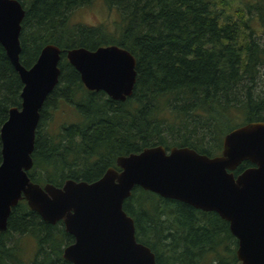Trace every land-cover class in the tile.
I'll list each match as a JSON object with an SVG mask.
<instances>
[{
	"label": "trees",
	"instance_id": "16d2710c",
	"mask_svg": "<svg viewBox=\"0 0 264 264\" xmlns=\"http://www.w3.org/2000/svg\"><path fill=\"white\" fill-rule=\"evenodd\" d=\"M19 1L26 13L22 65L30 67L47 43L62 49L58 83L40 109L28 171L33 182H90L115 166L117 156L155 145L214 156L228 131L264 121V0H102L118 15L112 29L70 22L74 9L94 0ZM108 44L136 61L133 92L123 101L86 89L65 57L70 48ZM22 86L0 44V127L8 110L20 107ZM60 100L74 108L77 121L48 131L45 112ZM249 166L242 162L234 174ZM123 209L137 241L159 264H240L237 239L214 211L139 186ZM27 238L35 243L30 258L22 244ZM71 242L62 221L47 224L20 200L0 231V264H71L62 257Z\"/></svg>",
	"mask_w": 264,
	"mask_h": 264
},
{
	"label": "water",
	"instance_id": "95a60500",
	"mask_svg": "<svg viewBox=\"0 0 264 264\" xmlns=\"http://www.w3.org/2000/svg\"><path fill=\"white\" fill-rule=\"evenodd\" d=\"M25 14L19 0H0V44L23 84L20 107H11L0 127V231L20 200L50 225L62 221L73 242L62 257L71 264H159L135 237L123 202L136 186L228 222L237 239L240 264H264V121L228 131L220 154L208 156L185 146L145 147L116 157L115 165L92 182L66 179L61 186L33 182L35 132L40 109L60 76L61 49L47 43L30 67L20 62L19 35ZM84 87L113 100L130 97L136 81L135 58L116 44L65 51ZM244 161L252 164L237 175Z\"/></svg>",
	"mask_w": 264,
	"mask_h": 264
},
{
	"label": "rangeland",
	"instance_id": "374dc122",
	"mask_svg": "<svg viewBox=\"0 0 264 264\" xmlns=\"http://www.w3.org/2000/svg\"><path fill=\"white\" fill-rule=\"evenodd\" d=\"M243 4L242 2H235ZM118 15L114 10H109L102 0H94L91 4L76 8L69 16L73 24L100 25L104 24L108 29H112ZM45 112V111H44ZM46 129L54 131L59 129L62 124H69L77 121L74 108L62 100L58 101L54 109L45 112ZM26 258H30L34 251V241L27 238L23 243Z\"/></svg>",
	"mask_w": 264,
	"mask_h": 264
},
{
	"label": "flooded vegetation",
	"instance_id": "af4514ba",
	"mask_svg": "<svg viewBox=\"0 0 264 264\" xmlns=\"http://www.w3.org/2000/svg\"><path fill=\"white\" fill-rule=\"evenodd\" d=\"M44 104V103H43ZM43 106V105H42ZM110 167H114V168H116L117 170H120L116 165L115 166H110ZM31 169V168H30ZM105 172V171H104ZM102 175H100L99 177H93V179H92V181H94V180H96V179H98V178H100ZM92 181H90V182H92Z\"/></svg>",
	"mask_w": 264,
	"mask_h": 264
},
{
	"label": "bare ground",
	"instance_id": "6f19581e",
	"mask_svg": "<svg viewBox=\"0 0 264 264\" xmlns=\"http://www.w3.org/2000/svg\"><path fill=\"white\" fill-rule=\"evenodd\" d=\"M26 14V13H25ZM20 42H21V40H20ZM61 51H62V49H61ZM61 61V60H60ZM38 129V128H37ZM37 133V132H36Z\"/></svg>",
	"mask_w": 264,
	"mask_h": 264
}]
</instances>
